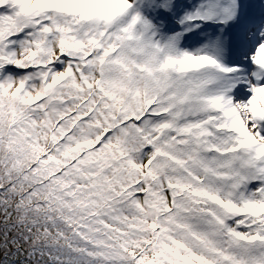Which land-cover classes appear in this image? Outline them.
Returning a JSON list of instances; mask_svg holds the SVG:
<instances>
[{
  "label": "snow or ice",
  "instance_id": "obj_1",
  "mask_svg": "<svg viewBox=\"0 0 264 264\" xmlns=\"http://www.w3.org/2000/svg\"><path fill=\"white\" fill-rule=\"evenodd\" d=\"M0 264H264V0H0Z\"/></svg>",
  "mask_w": 264,
  "mask_h": 264
}]
</instances>
